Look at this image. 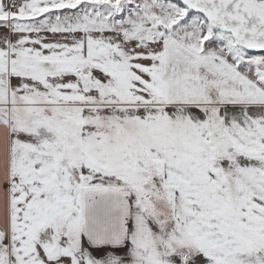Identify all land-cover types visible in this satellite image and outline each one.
Listing matches in <instances>:
<instances>
[{
	"label": "snow or ice",
	"instance_id": "snow-or-ice-1",
	"mask_svg": "<svg viewBox=\"0 0 264 264\" xmlns=\"http://www.w3.org/2000/svg\"><path fill=\"white\" fill-rule=\"evenodd\" d=\"M0 264H264V0H0Z\"/></svg>",
	"mask_w": 264,
	"mask_h": 264
}]
</instances>
